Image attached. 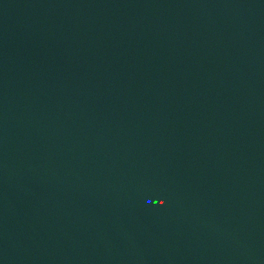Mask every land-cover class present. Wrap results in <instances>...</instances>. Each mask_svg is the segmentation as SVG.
Segmentation results:
<instances>
[{"label":"water","instance_id":"water-1","mask_svg":"<svg viewBox=\"0 0 264 264\" xmlns=\"http://www.w3.org/2000/svg\"><path fill=\"white\" fill-rule=\"evenodd\" d=\"M0 264H264V0H0Z\"/></svg>","mask_w":264,"mask_h":264}]
</instances>
